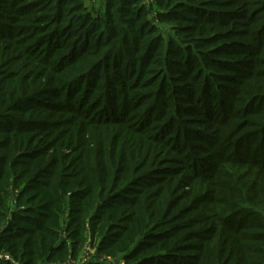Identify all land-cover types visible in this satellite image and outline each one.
Masks as SVG:
<instances>
[{"label": "trees", "instance_id": "trees-1", "mask_svg": "<svg viewBox=\"0 0 264 264\" xmlns=\"http://www.w3.org/2000/svg\"><path fill=\"white\" fill-rule=\"evenodd\" d=\"M225 1L236 6L227 21L225 11L204 20L191 42L204 47L207 26L215 42L229 32L218 25L247 21L255 43L240 46L261 68L212 63L232 72L227 98L204 53L183 39L165 43L140 0H103L101 14L84 0H0V253L12 258L3 264L63 262L85 243L135 264H264V175L254 180L264 173V0ZM157 2L169 11L160 21L189 14L180 0ZM95 90L108 92L101 108L89 100ZM163 98L171 111L158 106ZM188 115L205 118L204 128L181 126ZM185 133L204 147L186 144ZM179 174L192 183L180 179L177 193ZM229 232L249 241L235 261Z\"/></svg>", "mask_w": 264, "mask_h": 264}, {"label": "rangeland", "instance_id": "rangeland-1", "mask_svg": "<svg viewBox=\"0 0 264 264\" xmlns=\"http://www.w3.org/2000/svg\"><path fill=\"white\" fill-rule=\"evenodd\" d=\"M84 2L86 4V7L93 11V14H96V13L101 14L102 7H103V0H84ZM182 2L185 3V5L188 7L187 9H189V14L186 15L187 18H183L182 21H168V20L160 21L158 19V16L160 14L163 15L166 12L168 13L169 11H168V8H164V7L161 8L160 4L157 2V0H140V5L144 8L146 19L148 20V22L152 26H154L156 28L157 32L160 33V36L165 41V43L170 39H173L175 41L177 38L183 39L187 44H190L191 47H195L192 49L194 53L196 51L199 53H204V55L202 57H206L208 59L206 61L211 62V66L209 68V71L212 73H215V75L219 76V79L223 80V81L219 80L221 83V86L225 87V92H223V90L220 91L221 97L227 98L228 93L226 90L231 85H228L226 82L227 80L225 81L223 77L232 75V72L231 71H223L221 69L218 70V69L213 67L212 63H214L216 61H222V62L225 61V64H226V62H236L237 66L239 64L237 70H240V69L243 70L244 69L245 71L248 70L250 73L252 71L257 72L258 69H260L261 67L255 65V64L249 63V61L253 62L254 56L246 58V56L244 55L245 50H243V48H241V46H240L242 43H246V44L251 43L254 46L255 37L253 35L251 37H247L246 35H244V31H245L244 28H248V26H245V23L247 21H245V19L240 20V18H239V20H236L234 23H232L231 21H228V26H225L226 24H223V25H218L217 28H215V31H217L219 33H222V32L224 33V32H226V30L229 29V32L227 34H225L223 39L219 38L218 40H215V42H213L214 40H212V39H214V37H211L210 33H208L210 31H212V28L209 29V27H211V26H207L208 27L207 30H205L203 32V34L201 35V37L205 38L204 39L205 40L204 41L205 46L204 47L200 46V48H197L196 46H192L193 44L191 41H195L194 38L198 37L197 36L198 32L200 30H202V29H200V26H201L200 23H204L205 22L204 20H206L208 18H213L217 21L219 19V17L221 16V13L223 11H225V14H223V17L225 18V21H227L226 19H227L228 14L226 15V11H233L236 9V6L234 3L232 4V6L227 5V1H225V0H180L181 5H182ZM200 3H202V4L200 5ZM196 5H198V6H196ZM202 9H205V10H202ZM202 11H204V12H202ZM197 12H199V13H197ZM201 13L204 14V15H202V18H200ZM220 18H222V17H220ZM197 20H198V24L197 23L194 24L193 21L196 22ZM222 23H224V22L222 21L220 24H222ZM229 26H230V28H229ZM179 42H182V41L179 40ZM178 45L180 48H182V46L180 44H178ZM216 47H218V48H216ZM203 61H204V63H207L204 59H203ZM245 61H248V62H245ZM243 64H245L246 66H249V67L243 68ZM207 65L209 66V64H207ZM235 66H236V64H235ZM67 67H69V66H67ZM179 71L181 74H174V75H175V77H178L180 79H184L182 82H180V84L184 85L188 82V79H186L184 74H182L183 73L182 68H179ZM171 75H173V72L171 73ZM252 77L253 76L251 75L250 78H252ZM100 79H103V76H101ZM213 81L217 82L215 79H213ZM99 84H101V82H99ZM83 88L89 89L90 87L88 86V87H83ZM93 88H94V86H93ZM108 89L109 88H107V90ZM117 90L120 92V91H123V88L118 86ZM99 93H100L99 90H95L93 92V94L89 95V100L90 101L93 100L92 104L93 105H100V108H101V107H103L104 103L108 101V92H106L103 95H99ZM86 94H88V92H85V95ZM240 97H243V96L241 95ZM182 99H183V105H184V103L186 101L184 99V96ZM182 99H181V103H182ZM162 100L160 103L158 102V106H160V104L161 105H167V106L164 108H161V110L162 111H165V110L171 111L172 110V103L166 104V102L169 101L166 98H163ZM50 101H52V100H50ZM77 101H78V99H75V102H77ZM176 102H177V100H176ZM186 105H188V104H186ZM196 105H197L196 103H193V104H190L189 106L194 108V107H196ZM217 106H214V109L212 112L213 121H214V119H218V116H219V114H218L219 107H217ZM187 108H189V107L186 106L183 109H187ZM89 110H91V109L83 107L81 110V112H83L82 116L85 117L87 114L89 117L96 118L97 113L94 114L93 116H91L92 113H88ZM99 111H102V110L100 109ZM116 111L117 110H115L113 112L116 114L117 113ZM103 112H105V114H106V111H103ZM139 113L140 112L132 113V114H134V116H135V114H139ZM132 114H130V115H132ZM202 120H206V119L202 118L200 116H189V115L178 117V122L181 124V126H184L186 128H189V129L195 128V129H201L202 130L204 128L203 125L200 124V121H202ZM190 121H196V123H199V125L190 124ZM148 130H151V129H148ZM148 130L146 131L147 133H148ZM181 139L183 141H185L186 144L193 143V144L197 145V147H199V148L204 147L203 144H199L197 141L193 140L190 136V133L183 134ZM216 145L217 144H213V147L216 148ZM229 149H230V146L223 149L226 152V155H224V157H226L227 155L230 154L231 151ZM187 150H189L188 145H186L184 148V151H187ZM190 152H193V151L190 150ZM193 156L197 157V158L206 157V155H202V154H193ZM224 157L222 158V160H219L218 158H216L217 161L214 163V165H220L222 163H225L226 159H228V158L225 159ZM162 161L164 162V160H162ZM166 165L168 167L173 166V164L171 162L169 164L168 161L166 162ZM174 167H175V165H174ZM206 167L207 166H205V167L203 166L200 173L203 174L204 171H206V173L211 172L212 167L209 170L208 169L206 170ZM263 175H264V173H262L259 178H254V180L262 179ZM190 177L192 178V176H189V180H187V179L184 180V179H181V176L179 174L178 179H176V181L178 180V183H177L178 187L176 189L177 193L179 190V186H181V184H182L181 180L186 181V182L189 181L192 183V180ZM248 181L250 182L249 185H251L252 179L248 178ZM197 182H198V180H197ZM189 185H190V183H189ZM189 185L186 184V187L184 185H182V187H181L182 192H189L191 190ZM203 185L205 187V186L209 185V183L204 182ZM201 187H202V185H201ZM206 188H208V187H206ZM16 195H17L16 191H13V195L10 199L11 206L12 205L16 206V197H17ZM178 195H181V193H179ZM207 197H208V199H211L212 195L207 196ZM175 200H177L178 202L180 201L177 198ZM256 202L257 203L262 202V200L258 198ZM180 205H183L182 202ZM189 217L190 216H188V218ZM245 218L248 220V222L250 221L251 224H254L253 223L254 219L250 218V216L245 217ZM183 221H188V220H183ZM231 231L233 232L234 230H232V228L230 226V232ZM250 231H253V230H250ZM246 232L248 233V228H246L244 231H241V233H246ZM229 237H227V236L225 237L226 238V241H225L226 250L230 249V250H233V252L235 250L236 256L233 258V261H235L236 259H239L242 252H245L244 251L246 248L245 243L248 244L249 241H248V239L247 240H243V239L241 240L240 236L238 234H236V235L232 234L231 235V233H230ZM261 237L264 239V236H261ZM62 239H63V241L65 240V236L63 234H62ZM196 243H198V242H196ZM261 245L264 246V242L256 244V246H259V247H262ZM77 250H78V252H77V255L74 259H68V260L66 259L63 262H52L49 264H99V263H103V264H135L136 263V261L130 263L126 260L121 259V257H116V258L106 257L105 255L98 253L97 248L92 247L89 243L83 244V246H81ZM186 254H191V253H183V255H186ZM255 255H258V254L252 253V256L251 255L249 256L250 259L254 260L256 258ZM9 257L11 260L12 259L11 256H9ZM241 262L242 261H240L239 263H241ZM177 264H178V262H177Z\"/></svg>", "mask_w": 264, "mask_h": 264}, {"label": "built area", "instance_id": "built-area-1", "mask_svg": "<svg viewBox=\"0 0 264 264\" xmlns=\"http://www.w3.org/2000/svg\"><path fill=\"white\" fill-rule=\"evenodd\" d=\"M10 260L9 255H6L4 253H0V264H3L5 261Z\"/></svg>", "mask_w": 264, "mask_h": 264}]
</instances>
